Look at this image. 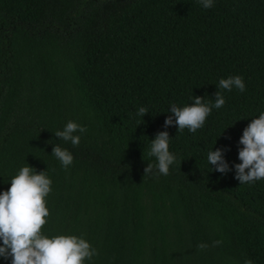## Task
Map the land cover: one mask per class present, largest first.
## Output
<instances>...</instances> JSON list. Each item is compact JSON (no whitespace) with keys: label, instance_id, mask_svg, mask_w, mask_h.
<instances>
[{"label":"trees","instance_id":"obj_1","mask_svg":"<svg viewBox=\"0 0 264 264\" xmlns=\"http://www.w3.org/2000/svg\"><path fill=\"white\" fill-rule=\"evenodd\" d=\"M236 75L245 91L220 90L202 128H165L171 104L214 105ZM260 112L264 0H0V192L21 167L45 171L42 233L84 238L98 252L84 264H264V179L239 184L234 167ZM70 120L79 146L54 135ZM160 131L176 163L144 175ZM218 148L226 174L207 161Z\"/></svg>","mask_w":264,"mask_h":264},{"label":"clouds","instance_id":"obj_2","mask_svg":"<svg viewBox=\"0 0 264 264\" xmlns=\"http://www.w3.org/2000/svg\"><path fill=\"white\" fill-rule=\"evenodd\" d=\"M205 9L214 6V0H199ZM215 103L206 104L203 97L192 98L194 103L183 107L175 103L168 108L170 113L164 126L167 128L175 124L177 131L187 128L195 133L204 126L206 118L213 107L219 109L224 106L225 98L220 90L231 91L233 88L240 92L245 91V83L241 76L221 78L217 84ZM148 113L145 107H140L136 113L144 117ZM87 128L74 121H68L62 130H57L54 135L73 146H79L80 135ZM170 136L167 131H160L148 151L149 157H155L156 163L149 162L144 169V175H168L170 166L176 163V156L169 151ZM239 144L243 145L238 151L241 161L234 165L235 179L239 184H248L264 179V112L244 128ZM64 168L73 163L70 151L55 145L51 153ZM207 161L214 170L222 174L230 171L229 164L224 158V149L211 150L207 154ZM181 165V162H180ZM212 169V168H211ZM213 170V169H212ZM52 181L45 171L37 172L31 166L21 167L18 173L10 179V187L0 192V257L11 258V264H84L91 260L98 252L88 241L76 235L58 234L51 238L42 233L43 226L47 223L49 209L46 206V197L52 191ZM221 241H214V245ZM208 247L205 243L197 245L198 250ZM244 264H252L245 260Z\"/></svg>","mask_w":264,"mask_h":264}]
</instances>
